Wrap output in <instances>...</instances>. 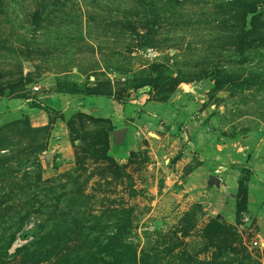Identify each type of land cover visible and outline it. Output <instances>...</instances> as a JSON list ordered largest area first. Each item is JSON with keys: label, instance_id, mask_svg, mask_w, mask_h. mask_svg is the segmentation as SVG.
<instances>
[{"label": "rangeland", "instance_id": "rangeland-1", "mask_svg": "<svg viewBox=\"0 0 264 264\" xmlns=\"http://www.w3.org/2000/svg\"><path fill=\"white\" fill-rule=\"evenodd\" d=\"M0 264H264V0H0Z\"/></svg>", "mask_w": 264, "mask_h": 264}, {"label": "trees", "instance_id": "trees-1", "mask_svg": "<svg viewBox=\"0 0 264 264\" xmlns=\"http://www.w3.org/2000/svg\"><path fill=\"white\" fill-rule=\"evenodd\" d=\"M244 171H246V172H249V169H245ZM247 180V177L246 178H240L239 179V187L241 188L243 185H244V183H245V181Z\"/></svg>", "mask_w": 264, "mask_h": 264}, {"label": "water", "instance_id": "water-1", "mask_svg": "<svg viewBox=\"0 0 264 264\" xmlns=\"http://www.w3.org/2000/svg\"><path fill=\"white\" fill-rule=\"evenodd\" d=\"M121 131H125V129H117L114 133H115V134H120ZM115 138H117V137H115Z\"/></svg>", "mask_w": 264, "mask_h": 264}, {"label": "built area", "instance_id": "built-area-1", "mask_svg": "<svg viewBox=\"0 0 264 264\" xmlns=\"http://www.w3.org/2000/svg\"><path fill=\"white\" fill-rule=\"evenodd\" d=\"M18 242H19V243H18V244H16L15 246H17V245H19V244L21 243V241H20L19 239H18ZM253 244H254V245H257V244H258V241H257V240H255V241L253 242Z\"/></svg>", "mask_w": 264, "mask_h": 264}]
</instances>
